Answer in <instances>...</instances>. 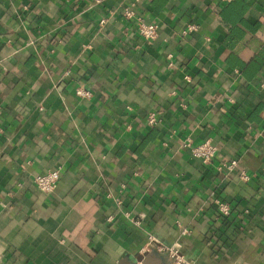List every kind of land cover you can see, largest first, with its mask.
I'll list each match as a JSON object with an SVG mask.
<instances>
[{
    "label": "crops",
    "instance_id": "crops-1",
    "mask_svg": "<svg viewBox=\"0 0 264 264\" xmlns=\"http://www.w3.org/2000/svg\"><path fill=\"white\" fill-rule=\"evenodd\" d=\"M263 78L264 0H0V264H264Z\"/></svg>",
    "mask_w": 264,
    "mask_h": 264
},
{
    "label": "built area",
    "instance_id": "built-area-1",
    "mask_svg": "<svg viewBox=\"0 0 264 264\" xmlns=\"http://www.w3.org/2000/svg\"><path fill=\"white\" fill-rule=\"evenodd\" d=\"M123 16L126 19H134L135 26L138 34L145 40H153L157 37L159 25L157 22L154 21H147L142 15L137 14L133 9L127 8L123 11ZM104 19L100 20V23H104ZM193 24H189L186 28V32H189L194 29ZM185 79L189 80L188 76H185ZM260 86L264 88V78L260 81ZM75 94L80 97H90L91 91L86 88L85 86L79 84L75 88ZM147 122L150 125L156 124L157 116L154 112H149L147 114ZM183 146L189 150L191 155L198 160H200L204 164H208L212 161L213 157L215 156L217 147L211 141V139H205L202 142L197 144H192L189 139H186L183 142ZM238 168V160L236 158L222 161L218 166V170L225 169L227 171L234 170ZM239 177L242 180H248L249 175L245 172L244 169H239ZM59 180V170L54 168L47 170L44 173H40L34 176L33 182L35 186L41 191L45 193H49L57 185ZM217 207L221 215H228L230 213V206L226 202L217 201ZM186 232V230H183ZM156 249L159 251L166 252L167 256L169 257L168 264H191L189 260L185 258V256L181 253L180 245L173 244L171 246H163V245H156ZM129 264H146L141 260L131 262Z\"/></svg>",
    "mask_w": 264,
    "mask_h": 264
},
{
    "label": "water",
    "instance_id": "water-1",
    "mask_svg": "<svg viewBox=\"0 0 264 264\" xmlns=\"http://www.w3.org/2000/svg\"><path fill=\"white\" fill-rule=\"evenodd\" d=\"M144 263L148 264L146 260H143Z\"/></svg>",
    "mask_w": 264,
    "mask_h": 264
}]
</instances>
